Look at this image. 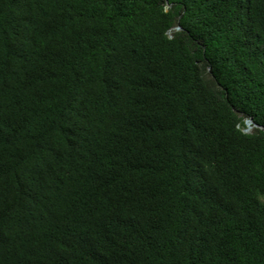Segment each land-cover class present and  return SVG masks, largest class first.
Here are the masks:
<instances>
[{
    "label": "trees",
    "instance_id": "1",
    "mask_svg": "<svg viewBox=\"0 0 264 264\" xmlns=\"http://www.w3.org/2000/svg\"><path fill=\"white\" fill-rule=\"evenodd\" d=\"M263 198L264 0H0V264H264Z\"/></svg>",
    "mask_w": 264,
    "mask_h": 264
},
{
    "label": "water",
    "instance_id": "2",
    "mask_svg": "<svg viewBox=\"0 0 264 264\" xmlns=\"http://www.w3.org/2000/svg\"><path fill=\"white\" fill-rule=\"evenodd\" d=\"M175 29H178L180 28V26L177 24L174 26ZM245 124H246V128L244 129V131H248L249 128L252 126V125H256L253 120L251 118H248L245 120ZM261 127V126H260Z\"/></svg>",
    "mask_w": 264,
    "mask_h": 264
},
{
    "label": "rangeland",
    "instance_id": "3",
    "mask_svg": "<svg viewBox=\"0 0 264 264\" xmlns=\"http://www.w3.org/2000/svg\"><path fill=\"white\" fill-rule=\"evenodd\" d=\"M170 32H171V30L169 31V33H170ZM245 128H246V127H245ZM245 128H244V129H245ZM251 129H252V126L249 128V130H248L247 132H249ZM263 199H264V198H263Z\"/></svg>",
    "mask_w": 264,
    "mask_h": 264
}]
</instances>
